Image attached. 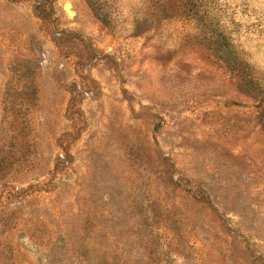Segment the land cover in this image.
Instances as JSON below:
<instances>
[{"label":"rangeland","instance_id":"1","mask_svg":"<svg viewBox=\"0 0 264 264\" xmlns=\"http://www.w3.org/2000/svg\"><path fill=\"white\" fill-rule=\"evenodd\" d=\"M0 264H264V0H0Z\"/></svg>","mask_w":264,"mask_h":264}]
</instances>
